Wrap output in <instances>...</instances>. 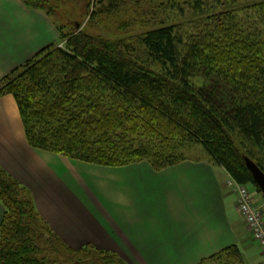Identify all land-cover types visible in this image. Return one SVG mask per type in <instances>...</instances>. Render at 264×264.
<instances>
[{
    "label": "trees",
    "instance_id": "16d2710c",
    "mask_svg": "<svg viewBox=\"0 0 264 264\" xmlns=\"http://www.w3.org/2000/svg\"><path fill=\"white\" fill-rule=\"evenodd\" d=\"M21 1L55 23L62 44L0 80V98L15 99L29 147L95 166L147 162L159 171L190 160L184 148L197 145L236 185L263 196L245 164L264 173L262 2L167 0L185 20L117 38L127 34L123 24L114 38L92 29L97 11L115 16L117 0H83L67 33L55 18L67 20L68 0ZM0 203V264H125L90 245L69 247L27 188L1 168ZM241 256L230 246L212 259L243 264Z\"/></svg>",
    "mask_w": 264,
    "mask_h": 264
},
{
    "label": "crops",
    "instance_id": "0c3cea01",
    "mask_svg": "<svg viewBox=\"0 0 264 264\" xmlns=\"http://www.w3.org/2000/svg\"><path fill=\"white\" fill-rule=\"evenodd\" d=\"M57 42L44 12L0 0V80ZM0 167L30 191L40 217L72 249L90 245L125 264H218L212 257L236 246L245 264L263 261L237 210L235 183L210 158L157 171L147 162L108 168L37 150L5 95Z\"/></svg>",
    "mask_w": 264,
    "mask_h": 264
},
{
    "label": "rangeland",
    "instance_id": "374dc122",
    "mask_svg": "<svg viewBox=\"0 0 264 264\" xmlns=\"http://www.w3.org/2000/svg\"><path fill=\"white\" fill-rule=\"evenodd\" d=\"M166 1L167 0H117V3L114 2V4H117V7L120 10L117 11L115 9L113 11V14L115 13L114 17L109 18L107 17V15L100 14L99 11L95 10L97 11V13H96V19H95L94 24L97 26V30L92 29V32H96V33L98 32L100 33L102 37H114L115 38L116 36L113 35L114 32L116 31L117 33H119V31L117 30V27H121L123 24H125L126 25L125 31L127 32V34L125 35L122 34L117 37V38H123V37H130V36H135L137 34H140L144 32V30H146L147 28L153 25H156V23L160 22L161 20H163L166 23L171 21V22H176V24H178L177 22L179 20L183 21L186 19V17H178L176 15L177 14L176 11H171L170 9H168L167 6H165ZM246 1H248L249 3L258 1L264 4V0H246ZM82 5H83V0H68L66 4L62 6V9L65 11V13L70 14V15L67 17V20H65L64 22L63 20H60L59 18H55V19L61 21V25L63 24L65 25V23L66 25H69L64 30L65 33L70 31L74 27L73 22L76 19L75 15L78 14L79 16ZM92 10L93 9H91V12ZM76 12H79V13H76ZM263 12H264V7H263ZM260 17H264V15H260ZM255 18L257 19L258 17L255 16ZM87 21H88V18L81 25V29L84 28L85 25L87 26ZM53 25L55 26V23H53ZM88 32L91 33V30H89ZM56 44L62 46V44L59 42V34H58V42ZM184 151H185V154L187 155V158L190 160H204L205 159L208 161L209 157L205 156V154L202 152L203 149L197 145L185 146ZM1 169L3 170V168ZM248 188L249 190H251L250 187ZM252 194L255 198V204L257 205V207L261 209V213L264 219V196H260L259 194H256L254 192ZM0 206L2 207V215H3L4 208L1 203H0ZM0 223H1V220H0ZM242 263L245 264L243 261V257H242Z\"/></svg>",
    "mask_w": 264,
    "mask_h": 264
},
{
    "label": "built area",
    "instance_id": "2783aa9c",
    "mask_svg": "<svg viewBox=\"0 0 264 264\" xmlns=\"http://www.w3.org/2000/svg\"><path fill=\"white\" fill-rule=\"evenodd\" d=\"M235 188L237 194V210L248 227L253 240L261 249L263 254L262 264H264V219L261 209L255 204L246 186L235 184Z\"/></svg>",
    "mask_w": 264,
    "mask_h": 264
},
{
    "label": "water",
    "instance_id": "95a60500",
    "mask_svg": "<svg viewBox=\"0 0 264 264\" xmlns=\"http://www.w3.org/2000/svg\"><path fill=\"white\" fill-rule=\"evenodd\" d=\"M245 164L256 186L264 196V173L249 159L245 158Z\"/></svg>",
    "mask_w": 264,
    "mask_h": 264
}]
</instances>
